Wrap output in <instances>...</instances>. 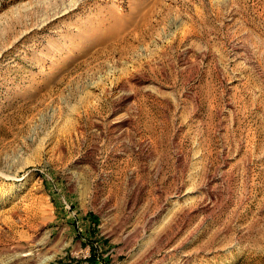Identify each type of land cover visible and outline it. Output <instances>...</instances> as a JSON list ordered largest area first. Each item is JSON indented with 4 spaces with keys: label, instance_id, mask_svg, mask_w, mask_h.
Returning <instances> with one entry per match:
<instances>
[{
    "label": "rangeland",
    "instance_id": "obj_1",
    "mask_svg": "<svg viewBox=\"0 0 264 264\" xmlns=\"http://www.w3.org/2000/svg\"><path fill=\"white\" fill-rule=\"evenodd\" d=\"M264 264V0H0V264Z\"/></svg>",
    "mask_w": 264,
    "mask_h": 264
},
{
    "label": "crops",
    "instance_id": "obj_2",
    "mask_svg": "<svg viewBox=\"0 0 264 264\" xmlns=\"http://www.w3.org/2000/svg\"><path fill=\"white\" fill-rule=\"evenodd\" d=\"M96 264H99V262H98V261H96Z\"/></svg>",
    "mask_w": 264,
    "mask_h": 264
}]
</instances>
